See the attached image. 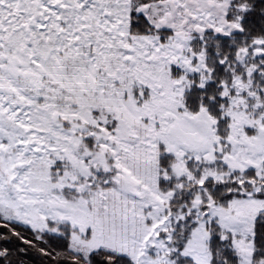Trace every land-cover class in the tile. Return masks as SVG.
Segmentation results:
<instances>
[{
  "label": "snow or ice",
  "instance_id": "snow-or-ice-1",
  "mask_svg": "<svg viewBox=\"0 0 264 264\" xmlns=\"http://www.w3.org/2000/svg\"><path fill=\"white\" fill-rule=\"evenodd\" d=\"M0 264H264V0H0Z\"/></svg>",
  "mask_w": 264,
  "mask_h": 264
}]
</instances>
